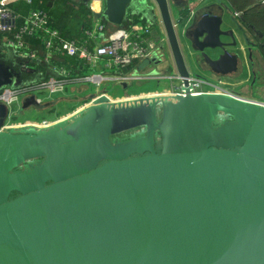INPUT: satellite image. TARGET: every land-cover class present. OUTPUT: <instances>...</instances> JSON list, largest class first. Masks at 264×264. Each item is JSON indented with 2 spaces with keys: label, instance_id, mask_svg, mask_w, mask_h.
<instances>
[{
  "label": "water",
  "instance_id": "water-1",
  "mask_svg": "<svg viewBox=\"0 0 264 264\" xmlns=\"http://www.w3.org/2000/svg\"><path fill=\"white\" fill-rule=\"evenodd\" d=\"M103 1L98 18L116 28L129 11L157 7L171 58L146 60L138 71L155 74L170 60L187 96L92 108L48 133H2L0 264H264V108L193 97L188 81L247 70L259 51L254 27L220 0L201 1L179 31L174 10L196 0ZM15 75L0 62V89ZM59 103L31 96L22 115ZM8 114L0 105V128L14 120ZM219 115L232 122L215 127ZM141 129L137 140L112 141ZM34 161L32 172L18 171Z\"/></svg>",
  "mask_w": 264,
  "mask_h": 264
},
{
  "label": "built area",
  "instance_id": "built-area-1",
  "mask_svg": "<svg viewBox=\"0 0 264 264\" xmlns=\"http://www.w3.org/2000/svg\"><path fill=\"white\" fill-rule=\"evenodd\" d=\"M201 1L203 0H196L185 13L174 17V27L177 31L191 24L196 12L195 8ZM21 3L31 5L32 0H0V50L12 55L19 63L18 73L27 74L28 76H25L29 79L26 82H18V79L14 78L12 86L0 89V105L8 108V116L12 118L10 107L20 99L24 101L28 97L35 96L37 103L45 104L46 100L37 96L40 93L64 94L69 86L89 83L95 85L98 90L85 99L86 103L81 108L54 121L13 123L14 120H10L0 128V136L6 132L48 133L73 118L89 113L92 108L100 106L103 102L104 105L101 107L106 105L118 108L125 103L137 101L138 97L114 98L106 89L102 90L103 85L107 83L123 85L141 80L139 76L134 77L125 73L126 70L133 65L162 57L167 53L166 38L155 44H149L152 24L148 23L145 26L135 24L108 31L105 21L93 14L92 26L83 28L82 40L64 38L54 27L48 12L32 10L23 15L14 9L16 8L14 6ZM87 7L94 13L89 4ZM240 15L235 13L236 17ZM88 69L98 70V73L88 74L86 73ZM167 79L177 81L179 84L170 93L159 96H170L174 100L187 96L181 78L176 72L167 76ZM188 81L189 93L193 97L226 96L256 103L264 108V103L240 97L226 90L221 82L212 83L193 76Z\"/></svg>",
  "mask_w": 264,
  "mask_h": 264
},
{
  "label": "crops",
  "instance_id": "crops-1",
  "mask_svg": "<svg viewBox=\"0 0 264 264\" xmlns=\"http://www.w3.org/2000/svg\"><path fill=\"white\" fill-rule=\"evenodd\" d=\"M220 1L224 5L228 6L234 13H238L235 6L231 3V1H229V0H220ZM149 3L150 4L148 5V7L149 8L151 7L152 12L148 9H140V12L138 14H133V12H132V14H130V12H129L125 21L128 20V21H130L129 23H133V21L131 22V18L129 19V15H132V20H134L133 16L136 15L135 17L139 19L138 20L139 25L145 26L148 23L152 24V35L149 36V44H155L158 41L166 38V36H165V31H164V28H163L157 7L154 4H152L151 2H149ZM212 3H213V1L210 2V4H212ZM89 5L91 6V8L94 12L93 14L95 15V17L98 18V16L104 10V1L103 0H91ZM85 6H87V5H85ZM176 10L179 11V9H176ZM176 12L177 11L174 10V15L176 14ZM177 15H180V12ZM225 17L227 18V15H225ZM91 26H92V22L90 21V27ZM112 27H107L106 29H108V31H109V30L116 28V27H114V28H112ZM260 28H261V26H260ZM252 38H253V41L256 42L255 38L254 37H252ZM253 56H254V65L251 63H247V70H244L243 72L238 73L232 77H226V78L210 77V78H207L206 80L210 81L212 83H215V81H217L218 83L221 82L222 86L226 90H228V91H230L236 95H239L240 97H243V98H246L249 100L252 99V100H255L257 102L263 103V102H261V100L253 98V95L255 92H258V93L262 92V94H264V62L261 58V52L260 51L254 50ZM167 58H168V49H167ZM139 65H140V63L133 65L132 67H130V69L127 70V73L130 75H134V77L139 76V77H141V80L130 82V83H124L123 85H119L120 87L123 88V90L126 93H128L127 95H125L123 97H138L139 98L138 100H143V99H147V98L157 97V96L163 95V94H168L174 88H176L178 86V85L173 84V85H171V88L164 89L161 92H151V93L136 92V90L140 89L141 86L144 85L146 82L156 81L157 85L159 86V84H161L160 83V79H162L161 77L167 78V77L162 76V75H157V76L154 75L153 77H151L150 75H148L147 71H145L144 73H142V71L139 72L138 71ZM5 67L11 69L9 66H5ZM167 70H169L171 72L170 74H168V76L173 75L176 72L174 64H173V62H170V60L166 66L159 68V71H161L159 73L166 74ZM16 75H18V78H19L18 82H20V80L22 79L21 75L19 73H17ZM248 94L250 97H247ZM112 97H114V96H112ZM114 98H119V96L114 97Z\"/></svg>",
  "mask_w": 264,
  "mask_h": 264
},
{
  "label": "rangeland",
  "instance_id": "rangeland-1",
  "mask_svg": "<svg viewBox=\"0 0 264 264\" xmlns=\"http://www.w3.org/2000/svg\"><path fill=\"white\" fill-rule=\"evenodd\" d=\"M71 1L72 5H76V2L74 0H69ZM177 16V13L175 14V17ZM106 27V26H105ZM107 28V27H106ZM167 51V50H166ZM168 57L171 58L170 55V50L168 48ZM167 58V54L166 57ZM156 71L155 74L150 75L151 77H153L154 75H162L167 77L168 74H170L171 72H168L166 74H158L159 69H156V67L153 68V71ZM145 71H147V73L149 74L148 68H146L144 71H142V73H144ZM86 73L88 74H95L98 73V70H90L89 69L86 71ZM15 78L19 79L16 75ZM28 78H24L23 80H20L21 82H26L28 81ZM159 86L157 85L156 81H151V82H146L144 85L141 86L140 89L136 90V92H161L164 89H168L171 88V85H178L179 82L177 81H170L167 78H162L160 80ZM215 83H218L217 81H215ZM106 89V91L114 96V97H123L125 95H127L128 93H126L122 87H120L119 85L113 84V83H107L105 85H103L102 90ZM98 90V88L89 83V84H85V85H81V84H75L73 86H69L66 90V92L64 94H53L50 95L49 93H40L37 96L41 99H45L46 103L49 102H54V101H58L60 100L61 103H59L57 106L45 110V111H38L35 109H31L26 111L23 115H22V103H23V99H20V101L16 104H14L12 107H10V112H11V116L14 119L13 123H27V122H42L44 120L46 121H54L59 117L62 116H66L67 114L76 111L77 109L81 108L85 103V99L91 95H93L94 93H96ZM247 97H250L249 94L247 95ZM253 98L255 99H259L261 100V102L264 103V94H262V92H255L253 95ZM157 99L160 100H170V101H174L173 97L170 96H162V97H152V98H147V99H143V100H138V101H134V102H129V103H125L122 106L119 107H125L126 105L128 106H139V105H147L153 102H156ZM104 105V102L101 104ZM100 106H95L94 109H98V107ZM91 110V111H92ZM90 111V112H91ZM89 112V113H90ZM228 119V123L232 122V118L229 116ZM144 135V130H132V131H128L126 133H123L121 135H118L115 140L113 141L115 144H121V143H127V142H131L134 140H137V138H141L140 136L143 137ZM39 165V161H34V162H29L25 165H23L18 171L19 172H32L34 169H36Z\"/></svg>",
  "mask_w": 264,
  "mask_h": 264
},
{
  "label": "trees",
  "instance_id": "trees-1",
  "mask_svg": "<svg viewBox=\"0 0 264 264\" xmlns=\"http://www.w3.org/2000/svg\"><path fill=\"white\" fill-rule=\"evenodd\" d=\"M235 6L238 13H240L243 17L242 23L244 27L249 29L250 27H254V31L249 29V32L252 37L256 38L259 43V51L261 55L264 57V0H229ZM53 2V7H49V3ZM76 2V1H75ZM17 12H21L23 15L28 14L32 10H44L49 13L51 19L54 23V27L57 28L64 38H72V39H83V28H90V21L93 17V13L90 9L82 3L76 2V5H72L69 0H32L31 5H26L25 3H21L17 6H14ZM132 14V11H129ZM136 16V15H135ZM132 15H129L130 21H125L122 27H131L132 25L138 24V18ZM136 20V21H135ZM106 27H112L111 25L105 22ZM261 26V28H260ZM114 28V27H112ZM261 33L262 38L260 39L257 34ZM69 60V59H68ZM66 60V61H68ZM73 62L72 60H69ZM0 62L4 66H9L14 74L19 72V63L18 61L8 53L0 50ZM140 66V65H139ZM138 66V67H139ZM130 69V68H129ZM128 70V69H127ZM127 70L125 73H127ZM27 75V74H25ZM21 74L22 80L27 78V76ZM228 115H219L214 122L215 127H219L223 124L228 123ZM117 136L112 138V141L115 140ZM142 137V136H140ZM139 139V138H137ZM114 143V142H113ZM115 144V143H114ZM123 144V143H121ZM16 195L12 197L15 199Z\"/></svg>",
  "mask_w": 264,
  "mask_h": 264
},
{
  "label": "flooded vegetation",
  "instance_id": "flooded-vegetation-1",
  "mask_svg": "<svg viewBox=\"0 0 264 264\" xmlns=\"http://www.w3.org/2000/svg\"><path fill=\"white\" fill-rule=\"evenodd\" d=\"M236 17V16H235ZM238 20H240V22H242V19H243V17H242V15H240L239 17H236ZM256 32V31H255ZM256 34H258L257 32H256ZM259 34H261V33H259ZM258 36V35H257ZM260 39L263 37H260V36H258ZM252 40H253V38H252ZM255 40H256V38H255ZM255 44H258L259 45V43H257L258 41L256 40V42L255 41H253ZM253 55H254V52H253ZM261 58H262V60H263V62H264V57H263V55H261ZM252 64L254 65V56H253V62H252ZM252 100V99H251ZM253 101H255V100H253ZM32 163V162H31Z\"/></svg>",
  "mask_w": 264,
  "mask_h": 264
}]
</instances>
